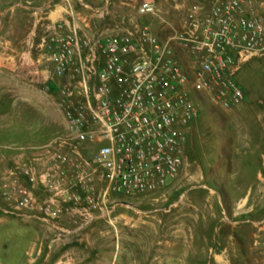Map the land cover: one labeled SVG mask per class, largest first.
Returning <instances> with one entry per match:
<instances>
[{"label": "rangeland", "instance_id": "374dc122", "mask_svg": "<svg viewBox=\"0 0 264 264\" xmlns=\"http://www.w3.org/2000/svg\"><path fill=\"white\" fill-rule=\"evenodd\" d=\"M90 1L0 0V53L14 47L20 64L29 54L50 64L42 43L57 5L67 6L69 22L85 34L160 27L138 13L150 0H103L105 8ZM236 80L245 101L225 109L206 97L183 128L184 167L175 183L145 196L111 192L105 204L96 180L87 190L72 188L79 201L63 204L57 218L16 212L5 193L15 181L31 188L23 174L30 149L67 129L60 82L1 90L0 264H264V56L244 63ZM32 193L38 206L51 195L40 185ZM88 194L100 205L89 222Z\"/></svg>", "mask_w": 264, "mask_h": 264}, {"label": "built area", "instance_id": "2783aa9c", "mask_svg": "<svg viewBox=\"0 0 264 264\" xmlns=\"http://www.w3.org/2000/svg\"><path fill=\"white\" fill-rule=\"evenodd\" d=\"M138 13L160 27L92 34L64 21L48 27L42 48L53 70L47 80L60 82L67 129L30 149L23 174L31 188L12 184L5 193L12 210L57 218L63 204L79 201L72 188L87 190L96 180L104 184L105 204L111 192L164 190L184 167L183 128L199 116L203 100L225 109L245 101L236 75L264 56V0L195 3L177 26L154 2L141 3ZM37 185L51 194L40 206L32 193ZM92 195L88 222L100 206Z\"/></svg>", "mask_w": 264, "mask_h": 264}, {"label": "crops", "instance_id": "0c3cea01", "mask_svg": "<svg viewBox=\"0 0 264 264\" xmlns=\"http://www.w3.org/2000/svg\"><path fill=\"white\" fill-rule=\"evenodd\" d=\"M160 6L163 14L168 19L169 24L175 26L179 23V18L184 14L186 8L190 5L199 3L200 0H150ZM120 4H125V1H120ZM211 2L200 3L205 7H209ZM89 5L93 8H105L107 3L104 4L103 0H91ZM119 7H122L121 5ZM68 9L65 5H57V9L52 11L48 17L51 24H56L61 21L69 22L67 16ZM49 23V24H50ZM8 53H0V91H12L16 88L46 86L47 71L52 68L50 64H39L38 61L25 56L23 64L18 63L19 52L16 48L10 47ZM49 68V69H48ZM8 91V92H9Z\"/></svg>", "mask_w": 264, "mask_h": 264}]
</instances>
